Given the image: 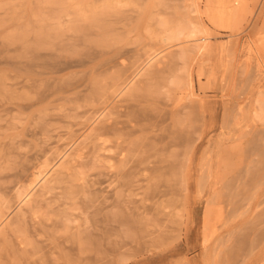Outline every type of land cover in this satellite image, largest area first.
I'll use <instances>...</instances> for the list:
<instances>
[{"label":"rangeland","instance_id":"rangeland-1","mask_svg":"<svg viewBox=\"0 0 264 264\" xmlns=\"http://www.w3.org/2000/svg\"><path fill=\"white\" fill-rule=\"evenodd\" d=\"M237 1L0 0V264H264V0ZM192 24L205 51L163 41Z\"/></svg>","mask_w":264,"mask_h":264},{"label":"bare ground","instance_id":"bare-ground-1","mask_svg":"<svg viewBox=\"0 0 264 264\" xmlns=\"http://www.w3.org/2000/svg\"><path fill=\"white\" fill-rule=\"evenodd\" d=\"M128 3V2H127ZM246 0H238L237 1V4H236V7H235V10L230 14V20H232V21H235V20H239V19H241L242 17H243V15L245 14V12H246ZM196 7H198V6H196ZM194 9V8H193ZM198 9V8H197ZM78 12V11H77ZM196 12H199L198 10H196ZM97 15H99V14H97ZM97 18V17H96ZM88 19V18H87ZM100 20V19H99ZM154 26V25H153ZM178 26H179V24H178ZM95 27V26H94ZM174 31H175V28H174ZM110 35V34H109ZM183 36H185L187 39H191V41L194 43V44H197V45H194V48H196L198 51H201V50H206L207 49V47H208V43H209V40H210V38H209V35L207 34V32L205 31V30H203V29H201V28H199V27H196L195 25H191L190 26V28H189V30H188V33L187 34H185L184 32H183V30L182 31H178V32H169L168 31V33L166 34V36H164V38H163V41L168 45V44H170L171 45V43H174V42H177V41H179L180 39H181V37H183ZM183 39V38H182ZM189 43H191L190 41H189ZM185 44H186V42H185ZM178 46V45H177ZM179 52V51H178ZM184 56V54L182 55V57ZM186 58V57H185ZM180 59V58H179ZM151 61V60H150ZM150 61H149V63H150ZM181 61V60H180ZM146 64V63H145ZM186 65V64H185ZM150 72V71H149ZM175 73V72H174ZM135 77V76H134ZM153 79V78H152ZM173 79V78H172ZM125 83V82H124ZM170 84H173V85H175V86H179V85H181V81H179V79H177V80H171L170 81ZM163 85H165L164 83H163ZM162 89H163V87H162ZM161 93V92H160ZM171 97V96H170ZM170 99V98H169ZM262 105V104H261ZM109 127V126H108ZM107 128V127H106ZM111 130H113V128L111 129ZM108 131H109V129H108ZM110 133V132H109ZM88 139V138H87ZM93 157V156H92ZM99 157H100V155H99ZM118 163V162H117ZM54 167V166H53ZM43 174V172H41V173H38V176H40V178L41 177H43V176H41ZM44 175V174H43ZM40 178H37V176H36V179L38 180V179H40ZM39 182H41L40 180H38ZM117 182V181H116ZM37 184H40V183H37ZM37 185H35V187H36ZM34 187V188H35ZM25 194H26V192H25ZM25 194H23V195H25ZM21 197L23 196V195H21V194H19ZM27 196V195H26ZM20 198V197H19ZM26 199V198H25ZM25 199H23V201L25 200ZM79 204H80V202H79ZM96 204V203H95ZM62 208V207H61ZM3 224V223H2ZM0 226H1V224H0ZM22 230V229H21ZM24 230V229H23ZM26 230V229H25ZM72 235V234H71ZM97 235V234H96ZM110 235V234H109ZM2 247V246H1ZM74 247H76V246H74ZM91 249V248H90ZM30 253V252H29ZM38 264V263H37Z\"/></svg>","mask_w":264,"mask_h":264}]
</instances>
